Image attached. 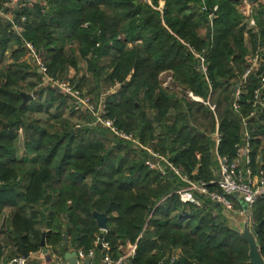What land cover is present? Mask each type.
<instances>
[{"label":"trees","instance_id":"trees-1","mask_svg":"<svg viewBox=\"0 0 264 264\" xmlns=\"http://www.w3.org/2000/svg\"><path fill=\"white\" fill-rule=\"evenodd\" d=\"M8 1L0 0V9L7 11ZM37 1L32 10L17 14L16 20L25 18V32L13 52L14 62L6 68L10 25L0 23V216L12 209L10 228L3 226L0 234L10 248L9 257L40 251L46 228L47 243L54 247L63 243L66 232L71 248L102 252L100 245L107 243L115 258L122 254L121 247L136 244L131 264H249L248 244L229 225L222 207L203 196L200 208L181 203L173 194L179 188L177 178L149 168L145 162L151 155L145 147L156 141L154 151L182 167L191 179L198 169L201 181L215 180L210 136L216 116L223 133L219 151L233 157L242 143V120L250 116L254 93L262 86L264 58L244 85L241 111H235L234 88L249 66L247 58L264 52V3L252 14L258 26L252 32L246 30L239 4L228 0ZM161 2L163 12L158 10ZM211 14L215 19L208 38L202 31ZM25 41L35 46L48 75L57 79H67L69 69L78 71L84 60L91 76L72 81L81 92L101 93L119 83L117 96L108 102L109 117L118 128L136 134L143 148L135 150L99 127L82 126L70 134L73 126L64 120L66 114L69 110L71 116H80L81 110L69 108V97L55 88H37L43 76L20 62L27 51ZM74 44L78 56L72 47L67 51ZM188 46L206 55L208 78ZM163 72L172 74V87H163ZM32 79L36 82L31 84ZM188 91L216 105V116L203 103L187 98L183 93ZM22 92L33 93L37 111L60 123L62 130L44 127L34 118ZM86 114L80 117L91 121L92 115ZM248 124L254 168L260 155L264 172V112ZM20 131L26 152L35 157L30 168L17 159ZM235 208L241 209L240 204ZM94 211L109 218L98 242L102 232ZM250 213L253 227L262 224L257 240L264 256V196ZM67 251L63 247L60 253Z\"/></svg>","mask_w":264,"mask_h":264},{"label":"built area","instance_id":"built-area-1","mask_svg":"<svg viewBox=\"0 0 264 264\" xmlns=\"http://www.w3.org/2000/svg\"><path fill=\"white\" fill-rule=\"evenodd\" d=\"M24 1L26 0H9L4 4L5 9H13L15 6L20 5ZM164 6L165 3L161 2L158 10L163 12ZM216 9L217 8H215V10ZM0 16L11 23L14 31L17 32L19 37L22 39L21 21H24L25 18H21V21H14L7 16L6 11L3 9H0ZM212 17L213 15L211 14L209 18L211 19ZM249 24L251 27H255L256 21L252 19ZM25 46L29 56L35 60L36 65L43 76L42 83H40L41 87L55 88L61 93L71 97V99H73L75 110H83L92 114L94 125L111 131L115 137L126 143L130 142L135 150L143 148V145L139 143L133 133H129L127 131L125 132L116 126L115 119L109 117L108 106L103 99L96 103L91 96H87L76 89L69 81L49 76L48 68L44 63L43 58L39 56L35 46L27 41H25ZM188 50L190 54L195 57V59L199 60V71L202 72L206 78H208L209 72L206 55L189 46ZM263 58L264 52L262 51H258L256 55L250 58L251 60L249 62V66L246 68L241 82L236 88L232 107H234L235 111L238 113L241 111L240 100L244 85L251 74L258 71ZM171 82V77L166 78V84ZM261 84L262 86L254 93V102L252 103L253 110L251 111L250 116L243 118L242 120V123L244 124L242 143L236 145V151L233 157L222 155L219 151L223 141V133L221 131V126L219 125V120L216 117L217 126L211 138L213 139V143H215L217 167L214 170L215 180L210 183L201 181L195 182L187 179L167 158L161 157L145 147L151 155V158L145 162L149 168L158 169L162 176L167 175L169 171H172L186 183L182 189L173 193L180 198L181 202L185 204H192L200 208L203 205V200H201L200 196H203L208 198L212 203L220 205L225 213H236V211L242 213L245 206H247L250 210L254 203L264 196V173L261 170L259 173H256V169L254 168L252 160L253 142L248 124V120L256 118L260 113L264 112V76L261 79ZM189 97L195 102L203 103L205 106L210 108L211 112L216 114L217 107L216 105L211 104L209 100L195 97L192 93H189ZM211 186L215 187V190H211ZM236 203L240 204L241 209L235 208ZM104 248L109 251L108 244H105ZM135 249L136 246L133 247L128 258L132 255L131 259H133L136 254ZM104 262L105 264H117V262L111 260L108 253L105 255ZM0 264H28V259L22 255L15 256L7 260L5 257L0 255Z\"/></svg>","mask_w":264,"mask_h":264},{"label":"crops","instance_id":"crops-1","mask_svg":"<svg viewBox=\"0 0 264 264\" xmlns=\"http://www.w3.org/2000/svg\"><path fill=\"white\" fill-rule=\"evenodd\" d=\"M34 3H37V1H35V0H26V1H24L23 3H21L20 5H18V6H15V8H13V9H8L7 11H6V14H7V16L9 17V18H11V19H13L14 21H16V17H17V14H18V12L20 11V9H27V10H32L33 9V5H34ZM243 11V10H242ZM241 11V12H242ZM252 10H249L247 13V15H248V17H245V25H246V30L247 31H249V30H253L254 32H257V30H258V26H257V23H256V26L255 27H251L250 26V21L252 20V19H254V16L252 15L253 13L251 12ZM243 13V12H242ZM244 14V13H243ZM255 20V19H254ZM256 21V20H255ZM0 23H2L3 24V26H9L10 25V33H11V37H10V43H9V48H8V50H7V52H6V59H7V61H6V63L4 64V67L6 68L8 65H10V64H12L13 62H14V60H13V58H12V56H13V52L15 51V50H17V49H19V45L17 44L19 41H20V37H19V35H18V33L17 32H15L14 31V29H13V27H12V25H11V23H9L7 20H5L3 17H1L0 16ZM210 25H212V24H210ZM252 31V32H253ZM24 32H25V27H23L22 26V34H24ZM65 33L66 34H68V32L67 31H65ZM205 34H207V28H206V33ZM245 35H246V44H247V47H248V49H250V47H251V43H250V41H249V35L248 34H246L245 33ZM70 47H72L76 52H75V54H76V56H78L79 55V53H78V46L76 45V44H74V45H70V46H67V51L69 52V50H70ZM131 47V46H130ZM257 54V52H255V53H251L250 54V56L247 58V62H246V65H248L249 64V62H250V58L251 57H253L254 55H256ZM21 59H20V62H23V63H25L26 65H28L29 67H30V69L31 70H37L38 71V73L39 74H41L40 73V70L38 69V67H37V65H36V62H35V60L32 58V57H30L29 56V54H28V52L26 51V53L23 55V56H21L20 57ZM80 59V58H79ZM79 70L77 71L76 69H74L73 67H71L70 69H69V72H68V77H67V79H64V80H66V81H69L70 83H72V81L73 80H75L76 82H77V80H79L80 78H82V77H87V79H89V77L91 76V75H89L88 73H87V66H86V62L84 61V60H82V59H80V64H79ZM3 69L2 68H0V75H1V71H2ZM172 76V74L171 73H168V72H163L162 73V75H161V78H162V83H163V87H172L173 86V84H172V86H170L171 85V83H173V80H172V82L171 83H169V84H166V78H168V77H171ZM164 77V78H163ZM172 78V77H171ZM1 80H3V79H1V77H0V82H1ZM36 81L34 80V79H32V80H30V83L32 84V83H35ZM239 84H240V82L236 85V87L234 88L235 89V91H236V88L239 86ZM122 86L119 84V83H116V84H114V85H112V86H110L109 88H107V90L106 91H102L101 93H86L85 91H82V93H85L87 96H91L92 98H93V100L97 103L98 101H100V100H104L105 102H106V104L108 105V109H109V103L108 102H111L112 100H113V98L114 97H116L117 96V94H118V91H119V89L121 88ZM37 88H41L40 87V83H39V87H37ZM181 90V89H180ZM180 90H178V88H176V91L178 92V96H183L182 95V93H181V95H179L180 94ZM58 91V90H57ZM183 91V90H182ZM58 92H60V91H58ZM22 93H24V94H30V95H32L34 98L32 99V100H29L27 103H30L29 104V108H30V112H32V115H33V117L34 118H38V119H40L41 121H42V125L44 126V127H47V126H52V127H56L57 128V130L58 129H60V130H62L61 128H62V126L60 125V123H58V122H55V121H50V120H48V118H49V116H47L45 113H41V112H38L37 110V105H39V103L37 102V101H35V95L33 94V93H31V92H22ZM61 93V92H60ZM189 93H192V92H186V93H183L184 95H186L187 96V98H189L192 102H195V101H193L190 97H189ZM64 94V93H63ZM193 94V93H192ZM195 97H199V98H202L203 99V97H201V96H199V95H195V94H193ZM67 96V95H66ZM67 97H69V96H67ZM69 99V102H68V107L69 108H71L72 106H73V102H72V99H71V97H69L68 98ZM205 100V99H204ZM233 102V101H232ZM26 103V104H27ZM195 103H197V102H195ZM79 111V110H78ZM86 112L87 111H83V110H81V111H79L78 113H79V115L81 116L82 114L84 115V114H86ZM109 112H110V110H109ZM54 113H55V111H53L52 112V115H54ZM88 113V112H87ZM213 113V112H212ZM71 114V111H69L68 110V113L66 114V117H65V119L64 120H67L68 122H69V127H72V129H74L75 130V128H78L79 130H81L80 128L82 127V126H91V127H99V128H102V127H100V126H96V125H94L93 124V118H92V120L91 121H89V119H88V121L86 120V119H84V117L83 118H81L80 116H78V115H73V116H71L70 115ZM91 114V113H90ZM173 114V113H172ZM39 115H45V118H42V117H40ZM87 115V114H86ZM92 115V114H91ZM261 115H262V113H260L259 115H258V117H256L255 119H260V117H261ZM215 116H216V114H215ZM89 117V116H88ZM217 117V116H216ZM154 118H156L159 122H160V119L157 117V116H154ZM218 118V117H217ZM90 122V123H89ZM60 127V128H59ZM103 129H105V128H103ZM59 130V131H60ZM106 130V129H105ZM76 131V130H75ZM106 131H109V130H106ZM110 132V134L111 135H113L112 133H111V131H109ZM160 132V130H158V133ZM215 132V131H214ZM213 132V133H214ZM75 133V132H74ZM73 133V134H74ZM212 133V134H213ZM72 134V135H73ZM212 134H211V136H212ZM134 136L137 138V140L138 141H140L139 140V138H138V136L136 135V134H134ZM211 136H210V140H211V142L213 143V139L211 138ZM20 141H22V147L24 148V136H23V133H22V131H20V136H19V139H18V141L16 142V148H17V159L20 161V160H22V161H31V162H33V159L35 158L33 155H30L29 153H27L26 152V149L24 148V150H25V153L23 152V151H20V148H19V143H20ZM140 143V142H139ZM156 141H154L152 144H150L149 145V147L147 146V148L148 149H150L153 153H156V154H158V155H160L158 152H156V151H154V147L156 146ZM21 152L22 153H24L23 155L21 154ZM161 157H165V156H162V155H160ZM260 156V155H259ZM258 155L256 156V157H258V161H259V163L258 164H256L257 166H258V169L257 168H255L256 170H257V173H259L260 172V170H261V167H262V165H263V160H262V158L261 157H259ZM23 157V158H22ZM165 158H167V157H165ZM197 158H198V160L200 159V154L199 155H197ZM168 159V158H167ZM169 160V159H168ZM170 161V160H169ZM212 161H215L216 163H217V161H216V157H215V143H214V155L212 156ZM173 163V162H172ZM174 164V163H173ZM29 168L30 167H32V164H28L27 165ZM35 166V164L33 165V167ZM174 166H175V164H174ZM179 171H180V173L183 175V176H185L187 179H190V180H192V181H195V182H199V181H201L200 179H199V177H198V169H196L195 171H194V173H193V177H194V179H191V177L187 174V173H185L184 172V170H183V168L181 167V168H179V167H177V166H175ZM216 168L214 167V168H212V174L214 175V170H215ZM154 171H158L159 173H160V171L158 170V169H153ZM262 171V170H261ZM263 172V171H262ZM264 173V172H263ZM161 174V173H160ZM168 174H172L174 177H176L177 178V180H178V190L179 189H182V187H184L185 186V182L183 181V180H181L176 174H174L172 171H169L168 173H167V175H161L162 177H166V176H168ZM201 182H203V181H201ZM181 201V200H180ZM181 203H183V202H181ZM184 205H192V204H185V203H183ZM186 212V214H188V212L187 211H185ZM11 213H12V209L11 208H6L5 209V211L3 212V215L2 216H0V230H1V228H3V226H5V228L6 229H9L10 228V220H9V218H10V216H11ZM43 230H45L46 231V234L50 231V230H48V229H46V228H43L42 229V232H43ZM100 230V229H99ZM101 231V230H100ZM102 232V234L104 233L103 231H101ZM64 233V232H63ZM46 234H45V237H46ZM62 237H63V234L61 235ZM69 238V237H68ZM0 239L2 240V242H1V244L4 246V250H3V254L1 255V256H3V257H5V259H7V260H9V259H11L12 257H9V252H10V248L9 247H7L6 246V244H5V238H4V235L2 234H0ZM63 239H64V237H63ZM100 239H102V237L100 236V238L99 239H97V242H98V240H100ZM66 243H65V240H63V243L62 244H60V245H58V247H54L53 245H51V244H48L47 243V240H46V249L48 250L47 252H45L44 251V248H40V251H38V252H35V253H30L29 254V257L27 258L26 256V258L28 259V264H68L67 263V261H66V259H65V255H63V254H61L60 253V251L63 249V247H66V245H65ZM105 244H107V243H104V244H102V246L100 245V248L102 247V249H103V251L102 252H97V251H95V249L94 250H90L89 252H85L83 249H81V248H78V249H74V248H71V238H69V247H68V251H77V254H78V259H79V264H86V262L88 261V264H105V262H104V258H105V255L108 253L109 255H110V257H111V260H113L114 262H117V264H130V261H131V257H132V255H131V257L130 258H128L129 257V255H130V252L132 251V249H133V247L134 246H136V249H137V245L136 244H132V243H128V244H126V246H124V247H121V255L118 257V258H115L114 257V255H113V253H111V251H110V246H109V251H107L105 248H104V245ZM136 249H135V252H136ZM28 255V254H27ZM136 255V254H135ZM134 255V256H135ZM134 258V257H133Z\"/></svg>","mask_w":264,"mask_h":264},{"label":"water","instance_id":"water-1","mask_svg":"<svg viewBox=\"0 0 264 264\" xmlns=\"http://www.w3.org/2000/svg\"><path fill=\"white\" fill-rule=\"evenodd\" d=\"M228 1H233L235 3L241 4V3H250V4H256L260 2L261 0H228ZM214 16L211 19L206 20L207 24V37L211 38L210 32H211V25L210 22L214 20ZM24 100L23 104H26L29 100H32L34 97L30 94H24L21 93ZM75 132L74 129L70 131V134H73ZM186 213V212H184ZM242 214L244 215V221L241 223L240 227L235 229L236 232H239L241 237L244 239V241L248 244L249 247V264H264V256L262 253V249L260 248L259 242L257 240V231L259 228H261L262 224H259L257 227H253L252 225V214L250 213V210L247 206L244 207ZM94 218H96L97 226L98 228L106 232L108 230V222L109 218L103 214L99 213L97 211L93 212ZM46 231L43 230L42 232V242H41V247L44 248V251L47 252L48 250L46 249V237H45ZM102 238H104L103 234L100 235ZM63 237L65 240V245L68 248L69 247V238L66 236V232L63 233ZM27 258L29 255H25ZM65 259L68 264H79V259H78V254L77 251H67L65 253ZM88 264V261L86 262Z\"/></svg>","mask_w":264,"mask_h":264},{"label":"rangeland","instance_id":"rangeland-1","mask_svg":"<svg viewBox=\"0 0 264 264\" xmlns=\"http://www.w3.org/2000/svg\"><path fill=\"white\" fill-rule=\"evenodd\" d=\"M264 0H261L260 2L256 3V4H250V3H241L238 5V10L241 13L242 17H248V11L252 10L251 12L253 13L255 10H257L260 6V4H263ZM243 10V11H242ZM244 13H242V12ZM244 17V18H245ZM246 22V21H245ZM203 34L206 33V29L202 31ZM164 78V77H163ZM73 85V84H72ZM74 86V85H73ZM42 118H45V115H39ZM22 141H20L19 143V148L20 151H23L25 153L24 148L22 147ZM24 153L21 152V154L23 155ZM23 158V157H22ZM31 161H27V164H31ZM227 217H228V222L229 225L233 228V229H237L240 227L241 223L244 221V215L242 213H239V211H236V213H227Z\"/></svg>","mask_w":264,"mask_h":264}]
</instances>
